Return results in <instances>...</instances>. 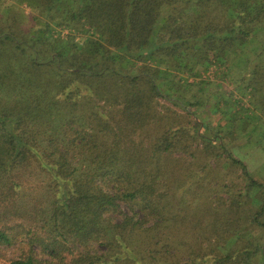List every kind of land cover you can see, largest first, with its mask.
Returning <instances> with one entry per match:
<instances>
[{
	"label": "trees",
	"instance_id": "1",
	"mask_svg": "<svg viewBox=\"0 0 264 264\" xmlns=\"http://www.w3.org/2000/svg\"><path fill=\"white\" fill-rule=\"evenodd\" d=\"M217 62L243 72L197 79ZM249 112L264 0H0V264H264V182L224 141Z\"/></svg>",
	"mask_w": 264,
	"mask_h": 264
},
{
	"label": "rangeland",
	"instance_id": "2",
	"mask_svg": "<svg viewBox=\"0 0 264 264\" xmlns=\"http://www.w3.org/2000/svg\"><path fill=\"white\" fill-rule=\"evenodd\" d=\"M27 12V11H26ZM243 72L241 67L231 68V71H228L223 65L219 62L215 63L214 68H210L207 71H200V77L205 80V82H214L221 80L230 85L231 81L235 79L240 73ZM188 76V75H187ZM196 79V80H197ZM221 89H218L220 91ZM217 92V91H215ZM217 93L214 94V97ZM239 94L235 95V98L238 97ZM213 96V93H212ZM217 97V96H216ZM219 105L222 109H224L223 100L219 99ZM241 103L234 105L232 108L234 111H238V108L244 107L243 105L249 104L248 96H244L241 99ZM161 103L168 105L171 109L175 111H181L176 105L171 102L161 98ZM251 105V104H250ZM211 105L198 108L197 113L199 116L210 123L216 124L221 118H226L225 112L222 117L218 116V114H211L207 110L211 108ZM256 112H249L247 116L242 118L244 121L241 127H237L239 122H236L235 125V134H227L224 138V141L227 143L228 148L240 159H242L249 170V172L255 177L264 182V117L261 121L260 119H255ZM256 120V123L254 122ZM255 123V124H253ZM250 131V133L248 132ZM234 176H238V173ZM40 186L36 182H30L25 187V196L27 197H35L40 193ZM17 251L13 248L8 250V257L11 259L16 258ZM1 264H10L9 261L3 260Z\"/></svg>",
	"mask_w": 264,
	"mask_h": 264
},
{
	"label": "built area",
	"instance_id": "3",
	"mask_svg": "<svg viewBox=\"0 0 264 264\" xmlns=\"http://www.w3.org/2000/svg\"><path fill=\"white\" fill-rule=\"evenodd\" d=\"M66 33V31H62V34Z\"/></svg>",
	"mask_w": 264,
	"mask_h": 264
}]
</instances>
